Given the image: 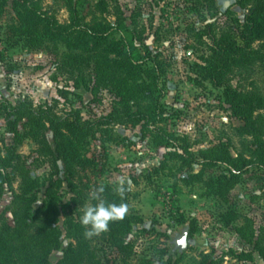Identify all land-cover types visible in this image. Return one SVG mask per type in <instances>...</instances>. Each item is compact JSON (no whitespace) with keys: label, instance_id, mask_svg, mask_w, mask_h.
Here are the masks:
<instances>
[{"label":"rangeland","instance_id":"1","mask_svg":"<svg viewBox=\"0 0 264 264\" xmlns=\"http://www.w3.org/2000/svg\"><path fill=\"white\" fill-rule=\"evenodd\" d=\"M96 2L88 0L80 11L88 15ZM54 3L59 21L68 23L69 13L63 0H47L45 6ZM119 3L129 22L136 17L145 29L147 46L160 53L167 63L161 85L165 110L162 127L178 137L179 143L199 160L203 151L222 143L235 156L253 158L255 141L238 134L237 128L243 123L226 104L223 89L202 80L197 70V64H202V58L209 55L211 44L201 32L210 23L219 32L230 18L244 21L247 9L240 0H215V12L208 11L204 0H119ZM14 19L10 2L0 21V101L16 104L28 99L35 106L58 104V110L78 109L85 120L91 121L112 111L117 98L110 88L100 87L97 95L91 91L95 85L93 67L79 69L66 63L70 50L64 42L32 50L11 40L6 28ZM241 79L264 96L263 63H257ZM136 104H144L143 96L137 95ZM96 133L86 148L87 156L95 161V169L83 174L81 182L77 180L81 199L77 217L80 220L83 210L95 205L92 194L97 191L95 188L104 185L110 186L127 205L126 215L139 222L128 237L135 247L126 262L108 243V231L88 238L91 251L103 263L142 264L145 257L158 259V250L166 248V259L171 258L172 264H200L206 257L209 264H264L256 250V241L264 234V168L251 167L224 200L209 193L203 183L186 181L191 171L197 173L201 167L188 166L177 147L157 146L152 133L142 125H99ZM14 144L0 117V155ZM38 148L32 139L18 145L21 172L44 178L51 167L38 155ZM224 171L223 166L215 167L207 177ZM21 183V176L17 175L13 189H6L0 197V214L10 222H13L12 202ZM70 190L68 185L64 186L66 202L73 196ZM44 193L45 188L39 193L37 206L41 205ZM230 211H234L236 219L228 225L223 215ZM186 226L190 243L180 253L174 242ZM240 227H246L250 234L255 231L253 242L238 233ZM67 244L65 241L64 245ZM60 256L59 252L54 253L52 262L56 263Z\"/></svg>","mask_w":264,"mask_h":264},{"label":"trees","instance_id":"2","mask_svg":"<svg viewBox=\"0 0 264 264\" xmlns=\"http://www.w3.org/2000/svg\"><path fill=\"white\" fill-rule=\"evenodd\" d=\"M63 1L69 13L68 23L59 21L55 3L48 8L45 6L47 0H0V21L10 2L15 14L6 35L32 50L42 49L48 43H66L70 50L66 63L79 69L93 67L92 93L97 95L100 87L110 88L117 103L110 113L91 121L85 120L78 109L58 110V104L35 106L28 99L16 104L0 101V117L15 141L0 155V197L6 189H13L17 175L22 180L12 202L13 222L0 214V264H105L91 251L88 238L84 236L85 228L77 217L81 201L77 180L95 169V161L87 156L86 148L95 138L99 125H142L152 133L157 146L177 147L179 156L188 166L201 167L197 173L191 171L186 181L203 183L209 193L224 200L251 167L264 168V96L256 88L243 84L241 79L257 63L264 64V0H240L247 9L244 21L230 18L219 32L213 23L208 24L201 34L211 41L209 55L202 58V64H197L202 80L223 89L226 104L243 123L237 128L238 134L253 138L257 149L253 158L235 156L229 146L222 143L203 151L201 160L162 127L165 110L161 85L167 63L160 53H154L147 46L146 31L136 17L130 23L119 0H97L88 15L80 11L88 0ZM204 1L208 11L215 12V0ZM85 85L89 88L86 81ZM137 95L143 96L144 104H136ZM50 132L52 143L48 138ZM26 139H32L39 147L38 155L49 162L48 176L41 178L21 172L18 145ZM218 166H223L225 171L207 177V173ZM65 185L73 194L67 202L63 194ZM100 187L104 190L98 193L99 199H94L95 204L100 201L122 203L110 186L100 185L95 189ZM43 188L44 199L37 206ZM223 217L228 225L236 219L234 211ZM138 223L125 214L122 220L109 225L107 241L124 262L134 252L135 244L128 237ZM237 231L250 243L254 241V230L251 234L246 227ZM65 241H68L67 246ZM256 250L264 260L263 233L256 241ZM56 252L61 256L54 263L51 257ZM157 253L158 259L145 257L142 264H172L171 258L166 259V248ZM200 264H209L207 257Z\"/></svg>","mask_w":264,"mask_h":264},{"label":"clouds","instance_id":"3","mask_svg":"<svg viewBox=\"0 0 264 264\" xmlns=\"http://www.w3.org/2000/svg\"><path fill=\"white\" fill-rule=\"evenodd\" d=\"M121 184H123L122 180ZM103 190V187L98 188L97 191L92 194V198L99 199L98 193L103 192ZM119 192L122 194L123 188H120ZM127 210L126 204H106L103 201L93 206L86 207L80 217V223L85 228L84 236L86 238H91L107 232L110 223L122 220Z\"/></svg>","mask_w":264,"mask_h":264},{"label":"water","instance_id":"4","mask_svg":"<svg viewBox=\"0 0 264 264\" xmlns=\"http://www.w3.org/2000/svg\"><path fill=\"white\" fill-rule=\"evenodd\" d=\"M48 138H49V141L52 143L53 142V134L51 132L48 135ZM188 231H189V226H186L184 228V234L180 238V248H179L180 253H183L189 246L190 242L188 240Z\"/></svg>","mask_w":264,"mask_h":264},{"label":"flooded vegetation","instance_id":"5","mask_svg":"<svg viewBox=\"0 0 264 264\" xmlns=\"http://www.w3.org/2000/svg\"><path fill=\"white\" fill-rule=\"evenodd\" d=\"M189 232H190V231H188V234H189ZM183 234H184V231H183L182 234L179 235V236L176 238V240H175V247H176L177 250H179V248H180V238L183 236Z\"/></svg>","mask_w":264,"mask_h":264}]
</instances>
